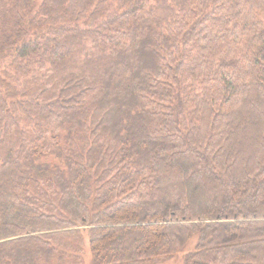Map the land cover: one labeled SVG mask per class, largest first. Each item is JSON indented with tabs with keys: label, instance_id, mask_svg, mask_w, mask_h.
Here are the masks:
<instances>
[{
	"label": "trees",
	"instance_id": "obj_1",
	"mask_svg": "<svg viewBox=\"0 0 264 264\" xmlns=\"http://www.w3.org/2000/svg\"><path fill=\"white\" fill-rule=\"evenodd\" d=\"M88 246L264 264V0H0V264Z\"/></svg>",
	"mask_w": 264,
	"mask_h": 264
},
{
	"label": "rangeland",
	"instance_id": "obj_2",
	"mask_svg": "<svg viewBox=\"0 0 264 264\" xmlns=\"http://www.w3.org/2000/svg\"><path fill=\"white\" fill-rule=\"evenodd\" d=\"M87 237H86V241H87ZM90 259H91V254H90V249H89V246L88 248L84 249V260H85V264H89L90 263ZM159 264H174V261H166V262H162V263H159Z\"/></svg>",
	"mask_w": 264,
	"mask_h": 264
}]
</instances>
